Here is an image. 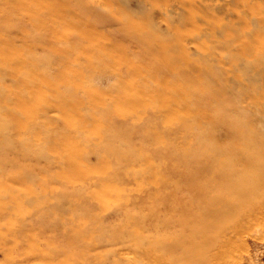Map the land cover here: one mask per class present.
I'll return each mask as SVG.
<instances>
[{
  "label": "bare ground",
  "instance_id": "obj_1",
  "mask_svg": "<svg viewBox=\"0 0 264 264\" xmlns=\"http://www.w3.org/2000/svg\"><path fill=\"white\" fill-rule=\"evenodd\" d=\"M136 1L144 14L157 0ZM231 3L242 9L231 15L232 37L205 28L212 46L185 56L186 67L172 56L182 42L155 35L154 23L143 28L94 11L95 24L79 21L87 27L80 42L112 50L88 61L100 71L64 75L96 86L47 89L51 106L40 103V75L47 80L57 61L82 57L70 49L40 56L56 43L40 29L58 33L40 24V0H0V217L18 219L0 233L4 254L16 249L10 242L29 241L23 254L40 259L46 235L55 243L45 264H173L168 256L174 264H254L236 247L264 222V0ZM71 5L93 13L83 0H55L48 9ZM115 23L121 38L109 36ZM212 52L229 69L210 67ZM130 54L140 64L130 67ZM154 55L163 62H144ZM104 206L108 214H97ZM82 214L88 222L75 223Z\"/></svg>",
  "mask_w": 264,
  "mask_h": 264
},
{
  "label": "rangeland",
  "instance_id": "obj_2",
  "mask_svg": "<svg viewBox=\"0 0 264 264\" xmlns=\"http://www.w3.org/2000/svg\"><path fill=\"white\" fill-rule=\"evenodd\" d=\"M55 0H40V24H43V22L47 25H52L58 30V33L56 35V38H51V35H49L48 31L46 29L42 30L40 29V36H44L47 39H50L52 41L56 40V43L54 44V48L48 47L47 49H40V56L54 54L53 51H56L55 49H70L73 56H81L82 60H74L73 58L63 62L59 63L56 62L55 65L52 66L51 72L54 74L61 73L63 74L62 79H55L52 78L53 74L49 79L45 80L42 75H40V94H44L43 97H40V103H46L47 105L49 103H52V100L49 98V95L46 91L47 89H54L58 88V90H67L71 89L72 91L81 88V90H87L90 91L92 86H96L91 82H85V78H81L82 76H77L74 78H70L69 76L66 77L64 74L69 75H79L81 73H92L94 71H100V67L102 66H95L93 68H90L87 66V63L90 59H93L97 55H106L108 56V53L111 52V48L107 46L103 47H96V46H87V43L82 44L80 42L81 34H83V31H87V27L79 21H87L92 20L93 24H95V21L93 19V16L97 13L98 15L106 18V17H122L129 20H135L138 21L143 28H148L151 23H154L153 32L155 35H167L171 40H177L181 41V45L179 46V50L173 53L172 56L178 57L179 61L177 66L179 67H186L187 63L186 60H184L185 56H188L191 59L196 58L198 55H200V52L202 49H209L212 44L208 41L207 34L213 31L219 32L222 34V36L226 37H232L231 29H232V21H231V15L234 13V10L241 11V7H234L231 3V0H157L153 5L148 7V10L144 12V14L139 13L136 9V0H130L126 5H123L120 0H83L85 3H88L90 5H93V13H87L84 12L82 9H80L78 6H67L64 11H57L56 13L50 11L48 9V4H52ZM112 7L115 8V11H112ZM207 7L209 9L210 14L204 15L202 12L203 9ZM94 11L96 13H94ZM208 12V13H209ZM152 14L153 20L149 22L146 20L145 14ZM92 14V16H91ZM214 16V17H213ZM209 23L208 26H206ZM89 24V22H88ZM253 26V25H252ZM244 27V26H243ZM248 25H246V28ZM249 27H251V24L249 23ZM119 26L115 25L112 26V28H109L111 33L109 34L110 38H121V34L118 30ZM207 28L209 32L202 35L201 33L204 32V29ZM109 38V39H110ZM172 41V43H173ZM171 43V42H170ZM261 43L258 45H255V49H258L259 46L261 48ZM122 47L119 46V49L121 50ZM124 48H127V45L124 46ZM24 49H20V51H23ZM115 50V49H113ZM127 50V49H126ZM125 50V51H126ZM124 51V52H125ZM130 52L131 50H127ZM55 55V54H54ZM129 61L128 64L131 67V63L138 62L140 64V61L134 54L125 55L124 59ZM219 58V54L216 52H212L208 55V60L206 59L207 64L210 65V67H213L216 65L219 68H228L229 66H222V63L219 62V64L216 63V59ZM187 59V58H186ZM188 61V60H187ZM196 65L202 66L203 63L201 61H196ZM101 62V60H99ZM145 63H162V58H159L158 56L154 55L152 57L147 58ZM106 64V60H103L102 65ZM111 62H108V66H111ZM228 64V63H227ZM207 66V65H206ZM229 69V68H228ZM42 71V69H40ZM142 74V78L146 77L144 73ZM121 78L124 77V81L127 80L128 77H126V71L121 72ZM135 79L136 75L134 76ZM83 81V83H82ZM8 84V83H6ZM104 84V83H103ZM123 84V83H122ZM121 84V86L116 89L113 95H118L122 93L121 88L123 89L124 86ZM154 85V83H152ZM102 85V84H101ZM100 86V85H98ZM106 86V85H105ZM103 86V87H105ZM102 87V86H100ZM86 93V92H85ZM84 92H79L80 95H85ZM150 99L148 96H145V100ZM70 101V100H69ZM161 103V99L155 101V104L158 105ZM51 105V104H49ZM53 106V105H51ZM123 104L120 106H116V108H123ZM82 113V112H81ZM91 114V113H90ZM58 115V110L53 107L49 108L48 110V117H53ZM75 118L78 117L74 113L73 115ZM95 123V122H94ZM89 127V125H87ZM54 145L47 144L46 148L52 149ZM90 162H95V157H90ZM10 186L13 188L8 182H5V186ZM95 191V190H94ZM0 192H2V189L0 188ZM18 206L14 205L13 208H11V212L17 211ZM109 209L104 206L102 209L98 208L96 209L97 214H108ZM17 216H9V215H3L0 217V233H3L5 229H7L9 226H15L17 225L16 221ZM75 223H82L83 221L88 222L87 215L82 214L79 215L76 220H74ZM91 227H99V223H91ZM253 235H245V247L237 246V250L242 253L244 258L250 257L252 259V262L254 264H264V222L258 223L256 225H253ZM262 230V231H261ZM257 231V232H256ZM256 232V233H255ZM32 232L27 229L26 236L30 235ZM49 234V233H46ZM87 238H91L90 234H87ZM248 237V238H247ZM253 239V240H252ZM48 237L46 235L42 236L40 235V259L36 256H33L30 254L28 257H25L23 254L24 249L31 247L29 241H25L24 243H16V242H10L9 247L10 248H16L14 251L8 252L4 254L0 250V264H45L44 259L42 258L45 254H51L52 253V247L55 242L49 243ZM255 240V241H254ZM17 248H20L17 250ZM242 249L245 250L242 251ZM17 250V251H16ZM168 258L172 262H176V258H172V256H168ZM174 259V261H173ZM173 263V264H174ZM177 264H181V262H178Z\"/></svg>",
  "mask_w": 264,
  "mask_h": 264
}]
</instances>
